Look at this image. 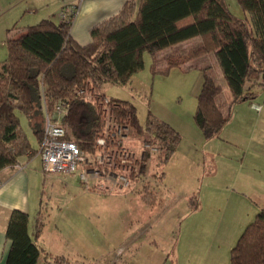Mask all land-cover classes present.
<instances>
[{
  "label": "trees",
  "instance_id": "1",
  "mask_svg": "<svg viewBox=\"0 0 264 264\" xmlns=\"http://www.w3.org/2000/svg\"><path fill=\"white\" fill-rule=\"evenodd\" d=\"M238 1L251 21L234 14L227 0H128L117 15L92 29V41L85 45L70 33L77 5L71 12L64 7L60 22L45 18L10 28L8 55L0 60V170L39 152L22 128L21 114L41 143L45 106L53 110L62 100L70 102L69 137L92 152L103 121L95 103L79 95L78 89L91 82L106 95L102 90L106 83H127L144 68L146 51L152 54L154 75L168 74L175 67L191 68L192 60L213 54L219 73L213 74L209 65L202 67L204 82L194 119L206 138L220 134L234 105L254 101L257 85L264 89V0ZM194 39L199 40L177 47ZM164 50L168 52L161 55ZM218 74L225 78L228 91ZM112 99L131 111L132 128L148 131L152 137L144 141L156 144L160 161H168L181 141L180 131L157 117L142 127L134 103ZM131 177L132 183L140 182L138 191L146 192L144 198L151 195L146 201L155 204L157 194L150 191L148 179L141 172ZM195 198L191 197L193 208L198 206ZM41 218L42 212L37 236L43 231ZM7 236L12 239L7 264L38 263L43 248L30 235L28 213L18 209L11 213ZM231 263L264 264V207L233 247ZM47 264L76 263L56 255Z\"/></svg>",
  "mask_w": 264,
  "mask_h": 264
},
{
  "label": "rangeland",
  "instance_id": "2",
  "mask_svg": "<svg viewBox=\"0 0 264 264\" xmlns=\"http://www.w3.org/2000/svg\"><path fill=\"white\" fill-rule=\"evenodd\" d=\"M227 2L234 14L251 21L238 0ZM212 57L192 60L188 69L175 67L154 75L152 54L146 51L144 68L127 83L103 86L108 97L137 106L142 127L157 117L182 134L168 161H160L155 152L142 163L150 191L157 194L155 204L146 201L151 195L144 198L146 192L138 191L140 182L101 198L93 192L91 198L75 175L45 172L39 152L25 160L37 172L32 192L44 221L40 240L55 252L53 256L66 255L76 264H232L233 247L264 207V89L257 85L254 99L262 111L257 112L251 101L235 104L221 133L206 138L194 114L204 82V69L198 64L207 58L213 74L219 73ZM217 77L228 91L225 78ZM21 123L38 148L23 114ZM151 137L148 131L132 128L125 141L141 156L144 140Z\"/></svg>",
  "mask_w": 264,
  "mask_h": 264
},
{
  "label": "built area",
  "instance_id": "3",
  "mask_svg": "<svg viewBox=\"0 0 264 264\" xmlns=\"http://www.w3.org/2000/svg\"><path fill=\"white\" fill-rule=\"evenodd\" d=\"M65 10L71 12L73 7ZM78 94L93 101L102 117V129L95 138L93 151L84 150L69 137V123L66 121L69 101H59L53 110L45 106L44 136L39 148L45 172L77 175L87 190L111 192L129 188L131 176L142 173L143 161L149 158L148 153H155L158 146L144 141L139 156L125 141L133 124L131 111L124 109L119 101L103 95L91 82L78 89ZM252 105L257 110L262 109L261 104ZM2 183L0 177V185Z\"/></svg>",
  "mask_w": 264,
  "mask_h": 264
},
{
  "label": "crops",
  "instance_id": "4",
  "mask_svg": "<svg viewBox=\"0 0 264 264\" xmlns=\"http://www.w3.org/2000/svg\"><path fill=\"white\" fill-rule=\"evenodd\" d=\"M127 1L128 0H0V60L5 59L8 55L7 37L10 27L12 28L15 25L27 26L35 24L45 18H52L56 22H60L63 8H74L75 5H77L78 7L75 11L70 33L78 43L85 45L92 41V29L97 24L117 15L123 9ZM135 1L138 2L139 0ZM198 40L199 39H194L184 42L177 47L186 46ZM167 52L168 50H164L161 52V55ZM214 59L215 58H213V60ZM207 60L206 58L205 62H200L198 67L208 66ZM215 62L216 61H214V64H216ZM262 109L255 110L260 112ZM40 145L41 143H39L38 149ZM32 157L33 156H29L28 154L24 155L14 166H7L0 170V177L3 180L2 185H0V264H7L8 262L7 259L11 249L12 239L7 236V226L11 213L16 209L28 213L30 235L36 243L43 248V252L37 264H47L48 259H51L54 257L53 255H55V252L49 249L44 241L41 242L40 239L43 235V231L41 235H36L37 220L42 211L39 209L40 204H38V200L35 198L36 195L34 196L32 192V187L36 182L37 172L31 167L26 166L25 161L27 159L31 160ZM75 176L78 178L77 175ZM87 192H89L87 196L91 198H93L92 196L94 195H90V193L93 192H99L96 198H101L102 194L111 193L101 190H87ZM86 208L88 209L89 207L87 206ZM87 211L89 212L90 209ZM70 227L72 228V226ZM51 252L54 254H50Z\"/></svg>",
  "mask_w": 264,
  "mask_h": 264
}]
</instances>
